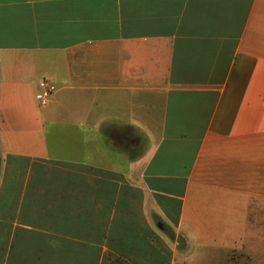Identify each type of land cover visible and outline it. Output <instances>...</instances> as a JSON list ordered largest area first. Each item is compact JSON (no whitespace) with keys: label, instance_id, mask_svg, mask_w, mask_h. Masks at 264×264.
<instances>
[{"label":"crops","instance_id":"0c3cea01","mask_svg":"<svg viewBox=\"0 0 264 264\" xmlns=\"http://www.w3.org/2000/svg\"><path fill=\"white\" fill-rule=\"evenodd\" d=\"M0 156V264H264V0H0Z\"/></svg>","mask_w":264,"mask_h":264},{"label":"rangeland","instance_id":"374dc122","mask_svg":"<svg viewBox=\"0 0 264 264\" xmlns=\"http://www.w3.org/2000/svg\"><path fill=\"white\" fill-rule=\"evenodd\" d=\"M38 106L41 107V105L39 104V102H37ZM46 132L48 133V141L50 143V147H49V150L51 151V154L52 156H55L56 154V150H57V144H56V137H55V131L51 132L50 129H47ZM67 147L70 148V141L68 143H66ZM7 158L6 157H1L0 156V184L2 183V186L3 184L5 183V180L3 179V177L6 175V161ZM23 168V167H22ZM1 186V185H0ZM4 187V186H3ZM1 189V188H0ZM6 192V190H5ZM14 198L16 197L17 199H19V195H13ZM7 196H5L6 198ZM162 230H166L165 228H161ZM168 233V232H167Z\"/></svg>","mask_w":264,"mask_h":264},{"label":"built area","instance_id":"2783aa9c","mask_svg":"<svg viewBox=\"0 0 264 264\" xmlns=\"http://www.w3.org/2000/svg\"><path fill=\"white\" fill-rule=\"evenodd\" d=\"M40 86L41 91L39 92V94H37L36 100L41 106H46L49 102L51 95L55 92L56 88L53 84L49 82H42Z\"/></svg>","mask_w":264,"mask_h":264},{"label":"trees","instance_id":"16d2710c","mask_svg":"<svg viewBox=\"0 0 264 264\" xmlns=\"http://www.w3.org/2000/svg\"><path fill=\"white\" fill-rule=\"evenodd\" d=\"M114 264H126V263H124L123 261L117 260Z\"/></svg>","mask_w":264,"mask_h":264}]
</instances>
